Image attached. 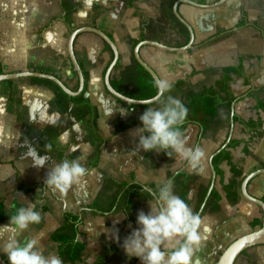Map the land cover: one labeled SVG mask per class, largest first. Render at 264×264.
Listing matches in <instances>:
<instances>
[{"label": "crops", "instance_id": "crops-1", "mask_svg": "<svg viewBox=\"0 0 264 264\" xmlns=\"http://www.w3.org/2000/svg\"><path fill=\"white\" fill-rule=\"evenodd\" d=\"M178 1L0 0L2 74L26 71L51 74L72 91H78L80 80L70 60L69 38L79 28L95 27L108 34L119 51L111 74L112 86L119 93L140 100L136 46L154 41L182 48L190 41L187 37L190 32L174 12ZM190 1L210 6L181 3L178 7L194 31L193 48L175 52L144 46L140 50L142 59L159 78L172 82V91L166 96L180 99L185 106L189 105L190 93L215 86L224 79L225 68L242 63L250 85L235 77L229 93L221 95L228 100L230 95L247 96L252 92V96L235 104V113L245 120L264 122V112L256 109L257 102L264 101V0H227L219 5L216 4L222 0ZM243 20L245 27H239ZM75 54L85 81L78 96H70L54 82L38 77L0 83V122L12 131V137L0 143V200L5 204V220L0 227L9 225L10 215L31 201L41 213L42 221L16 234V238L21 242L36 238L45 255L60 256V243L53 241L52 235L62 228L63 234L73 236V226L66 216L81 214V231L88 237L81 260L75 264H142L138 257H129L122 245L140 227L139 212L149 213V200L155 198L148 191L138 192L127 208L128 196L124 193L133 184L154 193L160 183L171 179L175 194L181 197L182 184L188 180L187 203L193 210L202 206L212 178L210 158L229 135L231 107L222 106L204 130L200 124L204 116L195 118L189 109L190 124L185 130L188 146H200L205 153L196 168L175 153L169 157L166 152L152 151L146 157V151L138 148L139 136L133 133L143 126L139 119L143 112L158 104H130L107 89L105 77L114 54L97 34L81 33L75 41ZM123 110L129 111L126 116L121 115ZM232 139L249 140V137L240 124H235ZM46 144H51L49 152H45ZM244 147L243 143L230 149L242 175L235 177L225 162L221 166L223 178L217 177L214 189L221 198L219 207L240 206L256 213L255 208L242 203L249 201L242 196L241 185L247 175L264 168V136L254 140L248 154ZM30 149L47 155L48 164L34 167ZM76 159L88 169L80 185L66 193L46 186L47 174L54 164ZM233 181L237 182L236 204L225 190ZM249 192L264 201V174L251 182ZM209 200L207 203L212 202L214 209L216 199ZM93 206L97 210L86 209ZM112 208H116L112 213H102ZM208 225L202 230L204 240L193 264H212L222 252L211 231L213 225ZM3 242L0 240V254L8 261ZM63 264L70 263L63 260ZM235 264H264V245L248 249Z\"/></svg>", "mask_w": 264, "mask_h": 264}, {"label": "clouds", "instance_id": "clouds-1", "mask_svg": "<svg viewBox=\"0 0 264 264\" xmlns=\"http://www.w3.org/2000/svg\"><path fill=\"white\" fill-rule=\"evenodd\" d=\"M156 95L154 103L158 107H148L139 117L142 127L133 135L139 136L138 148L146 152L163 151L171 157L173 153L196 168L205 156L200 146L189 147V137L183 130L189 109L178 98L167 95L173 85L167 79L154 80ZM128 110L121 111L126 116ZM147 134V135H146ZM12 137L11 129L0 122V143ZM51 144L45 145V152ZM29 157L33 166L42 168L48 164L49 157L30 149ZM88 169L79 159L64 160L54 164L47 174L45 184L53 191L68 192L73 186L80 185ZM143 191L145 189L143 188ZM150 201L151 211H140L137 216L139 228L124 240L122 247L129 257H138L142 264H193L195 253L202 246L204 219L174 192V181L168 179L158 185ZM42 215L33 203L20 206L10 215V224L0 227V240H3V253L9 264H63L56 253L45 255L36 238H26L23 242L16 238L29 230L31 225L39 224ZM7 239H4V235ZM117 241L119 237L117 235Z\"/></svg>", "mask_w": 264, "mask_h": 264}, {"label": "trees", "instance_id": "trees-1", "mask_svg": "<svg viewBox=\"0 0 264 264\" xmlns=\"http://www.w3.org/2000/svg\"><path fill=\"white\" fill-rule=\"evenodd\" d=\"M245 25L246 22L244 20L239 23V27H245ZM187 37L190 40V33L187 34ZM224 72H225L224 79L217 82L215 86L205 87L197 93H190L188 95L189 105L186 107L192 110L195 118H198L200 115L204 116L200 121L203 130L210 121H212L218 116L219 109L222 106L228 105L229 107H232L233 104L242 101L246 97L252 96V92H250L247 96L230 95V98L228 100H225L222 97L221 93L224 92L229 93L230 90L229 86L233 82V78L240 77L245 79L246 84L250 85V83L248 80H246V75L244 73V67L242 63L232 68H225ZM2 73H3V69L0 66V74ZM139 90L141 92V95L139 97L140 100H149L154 98L156 95V89L154 87V78L141 65H139ZM256 109L258 111L264 112V101H258L256 105ZM234 122L235 124H240L243 127V132L245 135L249 137V140L232 139L228 147L213 158V166L217 173V177L223 178L224 172L221 166L225 162L228 163V165L230 166L233 175L235 177H240L242 175V171L238 168L237 163H235L230 149H234L244 143L245 144L244 151L246 154H248L249 148L251 144L254 142V140L261 139L264 136V122L261 119L245 120L235 113ZM189 124L190 123L188 117L187 121L183 125L184 131L189 127ZM201 138L202 135L200 136V139ZM151 152H146V157H149ZM184 175L186 174L184 173ZM236 184L237 182L233 181L228 186H225V190L228 193V197L230 201L235 204L238 202V194L234 191ZM187 185H188V180H186L182 184V188H181V197L185 201L187 197ZM143 188H144L143 186L138 184L136 185L133 184L129 186V189L124 193V195L128 196L127 208L131 206L132 197L136 193L143 191ZM144 189L145 191H147L146 188ZM213 198L216 199V204L214 206V209H218L221 198L215 189L213 190L209 201H211ZM86 209L97 210L95 206ZM115 209L116 208H112L109 211H104L102 213L110 214ZM66 219L67 222L73 226L74 235L69 236L67 234H63L61 232L62 231L61 228L57 230L55 233H53L52 240L60 243L61 258L65 260L67 263L75 264L81 260V256L83 254V251L85 250V241L87 240L88 236L81 231V227L83 225V219L81 217V214L69 213L67 214ZM4 220H5V204L2 200H0V223L3 222ZM262 225H263V218L255 219L251 223V227L254 230L260 229ZM7 263L9 262L7 261Z\"/></svg>", "mask_w": 264, "mask_h": 264}, {"label": "water", "instance_id": "water-1", "mask_svg": "<svg viewBox=\"0 0 264 264\" xmlns=\"http://www.w3.org/2000/svg\"><path fill=\"white\" fill-rule=\"evenodd\" d=\"M227 0H222L216 5L219 4H224ZM181 3H189V4H194L197 6H201L199 4H196L190 0H180L176 3L174 12L177 17V19L188 29L190 32V41L189 43L182 47V48H174V47H169L163 44H160L158 42L154 41H143L140 44H138L135 48L134 54L137 62L155 79L159 78L157 73L142 59L140 50L144 46H153L159 49L167 50V51H175V52H180V51H187L191 48H193V44L195 41V34L194 31L191 27V25L183 18V16L179 12V5ZM201 7H210V6H201ZM84 32H92L100 36L111 48L114 54L113 61L108 68V71L106 73L105 77V82L107 89L117 98L130 103V104H136V105H146V104H152L154 102V98L149 99V100H136L132 99L130 97H127L124 94L119 93L117 90L114 89V87L111 84V74L115 66L117 65V62L119 60V51L117 46L115 45L114 41L109 37L108 34L105 32L95 28V27H84V28H79L75 31L72 32L69 42H68V51L70 55V60L71 63L77 72L80 80V87L79 90L74 92L72 91L60 78H58L55 75L51 74H46V73H41V72H31V71H26V72H19V73H13V74H0V83L1 82H6V81H11L19 78H24V77H38V78H43L50 80L57 84L66 94L70 96H78L82 93L84 89V75L81 70V67L79 65V62L77 60L76 54H75V41L77 37ZM234 115H235V104L232 105L231 107V128L229 131L228 138L226 142L221 146L210 158V168L212 172V178H211V183L208 189V192L206 194V197L204 199V202L199 210V214L201 215L204 208L207 205L208 200L210 199V196L215 188L216 181H217V173L215 171V168L213 166V158L219 154L221 151L226 149L228 145L230 144L233 134H234V129H235V122H234ZM264 174V168L257 169L254 172L250 173L249 175L246 176V178L243 180L242 185H241V193L242 196L248 200L249 202L258 205L262 210H263V225L260 229H256L252 232H249L236 240H234L226 249L225 251L221 254L217 264H235L239 256H241L245 251H247L250 248L256 247V246H261L264 245V201L253 196L249 192V185L250 183L257 177L261 176ZM150 194L153 195V192L150 190H147ZM154 196V195H153ZM0 264H9L7 261L0 255Z\"/></svg>", "mask_w": 264, "mask_h": 264}, {"label": "rangeland", "instance_id": "rangeland-1", "mask_svg": "<svg viewBox=\"0 0 264 264\" xmlns=\"http://www.w3.org/2000/svg\"><path fill=\"white\" fill-rule=\"evenodd\" d=\"M29 34L30 32L28 33V37H30ZM242 203L249 204L250 206L255 208L256 213L246 211L240 206H233L232 209L227 206H220L218 209H213V204L212 202H210L207 203L206 207L204 208L201 214L204 219V228L207 227V224L213 225V230L211 231L216 237L217 245H221V254L234 240L249 232L254 231V229L251 227V223L255 219L263 218V210L258 205L253 204L251 202L246 203V201H242ZM200 208L201 206H198L194 209V211L199 212ZM228 214H231L229 216H235L229 217ZM221 254L216 255V259L212 264H217Z\"/></svg>", "mask_w": 264, "mask_h": 264}]
</instances>
